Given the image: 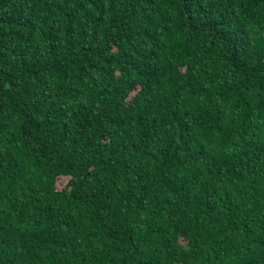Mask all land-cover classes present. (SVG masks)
<instances>
[{
    "label": "trees",
    "instance_id": "1",
    "mask_svg": "<svg viewBox=\"0 0 264 264\" xmlns=\"http://www.w3.org/2000/svg\"><path fill=\"white\" fill-rule=\"evenodd\" d=\"M0 264H264V0H0Z\"/></svg>",
    "mask_w": 264,
    "mask_h": 264
}]
</instances>
